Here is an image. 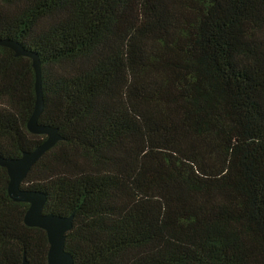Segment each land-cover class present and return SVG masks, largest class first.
<instances>
[{
	"label": "trees",
	"instance_id": "1",
	"mask_svg": "<svg viewBox=\"0 0 264 264\" xmlns=\"http://www.w3.org/2000/svg\"><path fill=\"white\" fill-rule=\"evenodd\" d=\"M61 136L22 189L69 215L73 264H264V0H0ZM31 59L0 45V156L29 133ZM0 167V264H46Z\"/></svg>",
	"mask_w": 264,
	"mask_h": 264
},
{
	"label": "water",
	"instance_id": "2",
	"mask_svg": "<svg viewBox=\"0 0 264 264\" xmlns=\"http://www.w3.org/2000/svg\"><path fill=\"white\" fill-rule=\"evenodd\" d=\"M0 45L11 49L15 56L31 59L35 99L32 112L26 121V129L29 133L45 136L33 149L22 151L16 158L0 156V167L5 169L8 177L6 193L12 201L28 204L22 218L26 226L37 227L45 231L48 243L46 264H73L71 255L64 249L65 234L72 226L73 213L65 216L43 213L45 194L39 190L20 188V183L30 167L45 151L61 139L56 128L37 122L43 109L41 61L35 51L25 49L16 39L0 38ZM21 264H28L24 257Z\"/></svg>",
	"mask_w": 264,
	"mask_h": 264
}]
</instances>
